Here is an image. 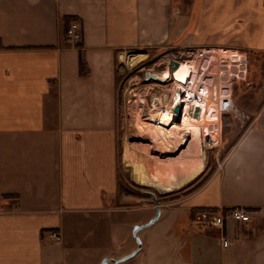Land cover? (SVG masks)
Here are the masks:
<instances>
[{"label": "crops", "instance_id": "crops-1", "mask_svg": "<svg viewBox=\"0 0 264 264\" xmlns=\"http://www.w3.org/2000/svg\"><path fill=\"white\" fill-rule=\"evenodd\" d=\"M72 20L75 45L64 37ZM167 45L245 49L264 62V0H0V264H63L87 222L100 224L98 247L109 250L124 169L117 62ZM234 207L250 221L190 222ZM173 208L181 214L149 264H264V97L218 168Z\"/></svg>", "mask_w": 264, "mask_h": 264}, {"label": "rangeland", "instance_id": "rangeland-1", "mask_svg": "<svg viewBox=\"0 0 264 264\" xmlns=\"http://www.w3.org/2000/svg\"><path fill=\"white\" fill-rule=\"evenodd\" d=\"M193 3L195 4L196 0H193ZM183 5L186 7L185 1ZM66 28L67 26L64 30V37ZM196 47L172 48L167 45L159 50H147L142 54V60L139 62L137 59L131 60L130 57L117 62L115 133L117 153L118 157L123 158L124 169L122 170L120 167L118 171V181L122 188L119 191L121 201L119 204L112 202V213L109 217L110 226L107 237H111L110 248L101 252L102 250L98 247L102 245L99 230L101 226L96 222H87L80 227V232L73 242V244L75 243L71 253L73 257H64L63 264H99L103 258L115 260L136 250L138 244L136 237L132 234V228L134 225L145 224L154 218L155 200L158 199V207H162L159 217L150 226L142 228L136 233L140 242L139 250L124 261L107 263L149 264L150 257L155 254L160 244L164 243L165 237L171 232L172 220L181 214L173 207H177L184 197L190 195L210 177L222 163L224 155L231 145L246 128L250 121V115L264 97V62L258 59L256 54H247L245 49L240 50L244 51L248 58L247 78L243 82H233L234 108L231 112L221 115L220 123L218 118L208 117L202 121L201 126H195V135L190 131L192 133L190 135L191 144L185 141L186 145L184 143L181 145L180 140L184 139L183 134H177L179 143L174 147L168 143L161 144L166 140H159L157 137L160 134L153 133L154 130L144 124L146 122L145 114L140 112V97L144 89L143 84H145V81L142 80L143 71L150 69L161 72L162 62L167 59L170 53ZM157 63H161V65H156ZM250 81L254 82V87L248 85ZM146 99L148 103H151L149 97ZM239 107L245 111H237ZM152 112L148 110V113ZM204 121L211 124L204 127ZM215 122L219 124V129H215ZM176 131L178 132V130ZM195 137L196 140H194ZM216 140L221 142L217 147L213 146L219 143ZM176 149H180L182 155ZM174 151H176L175 154ZM172 152L173 159H166ZM196 160H199L200 163L192 168ZM69 233L70 230L66 232L68 237L69 235L73 236Z\"/></svg>", "mask_w": 264, "mask_h": 264}, {"label": "built area", "instance_id": "built-area-1", "mask_svg": "<svg viewBox=\"0 0 264 264\" xmlns=\"http://www.w3.org/2000/svg\"><path fill=\"white\" fill-rule=\"evenodd\" d=\"M65 38L74 45L79 43L80 23L77 20L69 22ZM173 60L180 62L182 66L189 69V74L184 82L176 80L171 72L170 63ZM247 62L248 58L244 51L217 46L196 47L170 53L167 59L162 62L163 69L161 71L166 72L165 82L143 84L140 112L145 114V120L149 119L148 110H153L154 106L153 103H148L146 97H149L150 101L153 93L160 96L165 92L167 100L164 102L163 99V103L171 109L179 106V113H176L173 121H181L185 112L191 114L193 107L197 106L201 109L200 105L206 102L203 96L208 95L212 102L205 111H207L208 117L218 118L220 123L221 115L231 112L234 108L232 84L235 81L243 82L246 80ZM156 65H161V63ZM150 90L153 92L149 93ZM175 92L178 94L176 95ZM214 125H217V122ZM228 219L245 223L250 221L251 213L242 207L226 209L224 212L223 210L215 212L204 209L196 211L190 222L199 229L222 228L224 221ZM47 235L55 244L61 243L60 235L56 231H49ZM222 244L227 245L225 238H223Z\"/></svg>", "mask_w": 264, "mask_h": 264}, {"label": "bare ground", "instance_id": "bare-ground-1", "mask_svg": "<svg viewBox=\"0 0 264 264\" xmlns=\"http://www.w3.org/2000/svg\"><path fill=\"white\" fill-rule=\"evenodd\" d=\"M188 72H189V69L186 66H181L180 68H178L173 73V75H174L176 80H178L180 82H184L185 79L187 78L188 74H189ZM161 73H163V75H166L165 71H161ZM175 94L177 95L178 93L175 92ZM152 95L153 96L151 97V102H153L155 104V107H154L155 110L153 109L154 111L152 112V109H151L152 113L151 114L148 113L149 119H147L146 122H144V124H146L149 127V129H153L154 130V131H152L153 133L160 134V136L157 138L159 140H166L167 142L165 141L164 143L165 144L170 143L171 147H174V145L179 143V141L177 142V138H178L177 134H183V138H185L183 140L182 139L180 140V144L182 145L186 141L188 129H191L194 131V127L196 125L201 126L202 121L206 120L208 118V113H207V111H205V109L208 105H211L210 102H212V100L210 99V97L208 95L203 96V98L206 100V102H204L202 105H200L201 109L196 106L199 110L198 111V117H195L193 115L194 108H195V107H193L191 114L185 112L184 116L181 118V121L180 120L179 121H173V117L178 112V111H175V109L176 108L179 109V106H176L175 108L171 109L168 106H165V104L163 103V99H164V102H166V100H167V94L165 92L163 94H161L160 96H158L156 93H153ZM149 112H150V110H149ZM179 122H181V123H179ZM209 124H211V123H209V122L205 123V121L203 123L204 127H206V126L208 127ZM216 126L218 127V124L214 125V127H216ZM169 127L171 129L173 127H178V128H176L174 131H172ZM186 127H189V128L187 129ZM160 128H162V129H160ZM165 128H169V129H165ZM181 129H183V131H181ZM176 130H178V132ZM170 131L172 132L171 134H170ZM210 131L212 132V130H210ZM168 141H170V142H168ZM216 142H218V140H216ZM178 152L180 153V150H178ZM180 154L182 155V153H180Z\"/></svg>", "mask_w": 264, "mask_h": 264}, {"label": "water", "instance_id": "water-1", "mask_svg": "<svg viewBox=\"0 0 264 264\" xmlns=\"http://www.w3.org/2000/svg\"><path fill=\"white\" fill-rule=\"evenodd\" d=\"M182 66V64L178 61H171L170 63V70L172 73H174L178 68H180ZM142 77H143V81H145V83H148V82H158V83H164L165 80H166V75H163V73L161 72H157L156 70H145L143 71V74H142ZM175 111H178L177 113H179V109L176 108ZM198 108L195 107L194 108V113L193 115L195 117H198ZM155 203H156V212H155V216L153 219H151L150 221L146 222L145 224H141V225H134L133 228H132V234L134 237H136V240H137V244H138V248L136 250H134L133 252L123 256V257H120L118 259H112V258H103L99 264H107L108 262H121V261H124L130 257H132L138 250H139V239L137 238L136 236V233L138 230L142 229V228H145V227H148L150 226L158 217H159V200L156 199L155 200Z\"/></svg>", "mask_w": 264, "mask_h": 264}, {"label": "trees", "instance_id": "trees-1", "mask_svg": "<svg viewBox=\"0 0 264 264\" xmlns=\"http://www.w3.org/2000/svg\"><path fill=\"white\" fill-rule=\"evenodd\" d=\"M79 65H80V68L82 67V55H81V52H79Z\"/></svg>", "mask_w": 264, "mask_h": 264}]
</instances>
